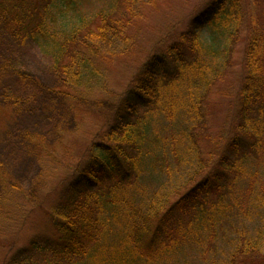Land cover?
Wrapping results in <instances>:
<instances>
[{"label":"rangeland","instance_id":"1","mask_svg":"<svg viewBox=\"0 0 264 264\" xmlns=\"http://www.w3.org/2000/svg\"><path fill=\"white\" fill-rule=\"evenodd\" d=\"M72 1L68 4L59 0H0V264L8 262L15 251L32 239H45L50 233L49 211L84 164L90 146L107 129L114 104L134 86L147 58L163 52L209 0ZM241 2L247 15L236 41L230 42L220 35L212 39L208 33L201 36L208 48L201 59L214 67L216 80L203 108L204 118L200 122L205 126L192 133L199 137L197 145L206 163L201 175L213 165L216 156L209 154L212 147L235 134L239 88L246 73L248 24L251 17L264 24V0ZM100 11L108 14L114 27L119 26L110 45L93 47V54L97 55L93 64L100 81L91 82L90 87H69L55 66L57 52L49 40L52 37H30L27 33L38 22L58 40L68 37L76 28L82 35L86 29L94 32L100 24ZM76 37L81 38L79 34ZM75 41L79 43L74 44L76 49H80L81 43ZM69 59L66 55L61 65ZM151 124L164 137L158 147L152 143L146 149L147 156H153L158 163L146 159L138 176L131 175L119 185L106 181L108 202L111 199L113 203L98 202L91 212L104 225L98 248L91 250L88 259L74 264H239L229 260L241 234H261V254L248 264L264 263V154L247 161L246 177L237 181L226 211L215 212V223L206 216L202 223L192 221V214L181 216V227H191L198 238L189 237L161 259H154L157 254L152 249H157V244H150L152 230L163 211L200 175L192 176L194 167L197 168L194 161L188 166L169 157L171 152L183 149V156H190V151L185 150L187 140L175 138L174 127L161 117H155ZM162 199L166 203L161 205L160 212L147 218L150 204L158 205ZM144 223L149 234L138 243L132 242L133 233ZM122 250L134 253L139 260L128 263L123 254L117 258ZM34 259L35 264H70L50 252L36 253Z\"/></svg>","mask_w":264,"mask_h":264},{"label":"trees","instance_id":"2","mask_svg":"<svg viewBox=\"0 0 264 264\" xmlns=\"http://www.w3.org/2000/svg\"><path fill=\"white\" fill-rule=\"evenodd\" d=\"M42 1L51 3L55 0ZM59 1L68 4L73 2ZM246 15L241 0H209L193 16L185 31L169 41L163 52H155L147 58L138 71L134 86L127 89L114 104L107 129L90 146L84 164L66 185L64 195L50 209V233L46 234L45 239H32L15 251L4 264H35L36 253L48 252L70 264L79 259H88L91 250L98 248L99 233L103 232L104 226L91 213L92 206L98 202L103 205L113 203L111 199L108 202V192L104 189L106 181H114L119 185L128 181L131 175L138 176L146 159L158 163L153 156H147L146 151L148 145L155 143V147H158L164 140L151 124L157 116L174 127V135H177L175 138L180 136L183 141L187 140L188 147L185 150L190 151V156L188 153L183 156V149L179 153L171 152L169 157L178 164L188 166L194 161L197 168L194 167L192 176L200 175V178L163 211L160 222L152 230L150 244H157V249H152L157 254L154 259H161L189 237L193 240L198 238V235L194 237L191 227H181V216L192 214L191 220L199 223L206 216V219L210 218L215 223V212L226 211L227 204L235 195L237 181L246 177L247 161L264 154V24L256 23L253 17L251 23H247L250 26L244 56L246 73L239 88L236 131L227 141L212 147L209 154L216 157L211 168L205 170L203 175L201 172L206 163L197 145L199 137L192 133L195 128L201 131L205 126L200 122L204 118L203 108L216 80L214 67L211 68L210 64H205L201 59V55L208 51L201 36L208 33L212 39L220 35L230 42L236 41L244 29ZM99 17L100 24L94 32L86 29V34L82 35L76 28L63 40L56 39V36L46 31L42 22H38L33 31L27 33L30 37H52L49 40H52L53 49L57 52L55 66L65 76L69 87H90L93 84L91 82L100 81L93 64V57H97L93 54V47L98 49L105 44L110 45L112 37L116 38L118 34L115 30L119 26L114 27L104 11H100ZM78 34L80 39L76 37ZM75 40L81 43L80 49H76L75 45L79 43ZM225 50L226 47L223 48ZM66 55L70 56L69 62L61 65L60 61ZM164 201L162 199L158 205L150 204L145 214L147 218L151 219V216L160 212L158 210ZM144 225L133 233L132 242L138 243L149 234L147 225ZM173 231L181 237H175ZM258 232L262 233L261 229ZM238 240V246L229 260L231 263L235 260L239 264H248L252 262L250 259L258 258L261 254V234L258 237L241 234ZM123 250L117 258L123 254L128 263L139 260L134 253ZM134 255L137 258L133 260ZM258 264L264 263L260 261Z\"/></svg>","mask_w":264,"mask_h":264}]
</instances>
